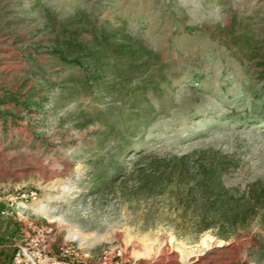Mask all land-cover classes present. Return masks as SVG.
I'll list each match as a JSON object with an SVG mask.
<instances>
[{
    "label": "rangeland",
    "instance_id": "rangeland-1",
    "mask_svg": "<svg viewBox=\"0 0 264 264\" xmlns=\"http://www.w3.org/2000/svg\"><path fill=\"white\" fill-rule=\"evenodd\" d=\"M101 32L106 86L146 85L125 140L129 101L57 56ZM262 63L264 0H0V264H264L261 206L202 228L138 189L187 156L264 190Z\"/></svg>",
    "mask_w": 264,
    "mask_h": 264
},
{
    "label": "trees",
    "instance_id": "trees-1",
    "mask_svg": "<svg viewBox=\"0 0 264 264\" xmlns=\"http://www.w3.org/2000/svg\"><path fill=\"white\" fill-rule=\"evenodd\" d=\"M75 15L80 16V12L76 11ZM116 32L103 34L102 38L95 34L96 44H93L88 49H82L79 44L67 43L65 50H57V56L61 61H68L71 65H77L85 71V75L91 79L99 88L105 92H115L117 97H124L129 104L128 111L117 115L111 107L104 108V115L109 117L114 123L115 117H120L125 120L119 128L116 135L123 137L122 133H131L135 127L133 124H128L131 117L136 121L140 120L142 114L137 111L138 99L145 96V82L137 84L134 87L122 86L120 90L115 86H106L105 68L102 62L106 55L105 43L108 42L109 36H114ZM128 38V37H127ZM123 38V39H127ZM123 40L121 44H117L121 49L125 60L137 58L140 55L142 47L140 45L130 46L127 41ZM250 38L245 40L247 45L251 46ZM83 47V46H82ZM56 53V52H55ZM260 77L264 79V63ZM87 72V74H86ZM128 80V79H126ZM123 114V116L121 115ZM111 125L110 123H108ZM155 170L160 164H155ZM226 164L224 160H211L207 163L200 161H188L187 156L175 158L171 166L162 167L160 172L155 175L145 178L138 184L139 191H142L146 196H168L172 201L177 202L181 206L182 211L186 212L190 209L192 217L195 219L198 226L202 228L210 225L211 222L219 223L230 222L236 223L243 221L253 213L257 206L264 209V190L260 187L258 190L251 189L243 195H237L233 188H228L223 180L222 172L225 170ZM172 185L171 187L169 185Z\"/></svg>",
    "mask_w": 264,
    "mask_h": 264
},
{
    "label": "crops",
    "instance_id": "crops-1",
    "mask_svg": "<svg viewBox=\"0 0 264 264\" xmlns=\"http://www.w3.org/2000/svg\"><path fill=\"white\" fill-rule=\"evenodd\" d=\"M7 218L8 217H5V215L0 214V235L14 228L12 222H9Z\"/></svg>",
    "mask_w": 264,
    "mask_h": 264
},
{
    "label": "built area",
    "instance_id": "built-area-1",
    "mask_svg": "<svg viewBox=\"0 0 264 264\" xmlns=\"http://www.w3.org/2000/svg\"><path fill=\"white\" fill-rule=\"evenodd\" d=\"M7 212H4V211H0V214L1 215H5ZM16 258V257H15Z\"/></svg>",
    "mask_w": 264,
    "mask_h": 264
}]
</instances>
